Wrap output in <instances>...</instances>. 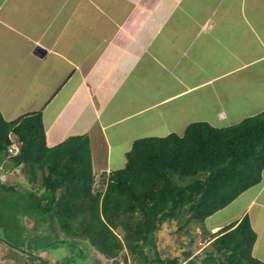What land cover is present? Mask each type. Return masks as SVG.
Segmentation results:
<instances>
[{"label": "crops", "instance_id": "0c3cea01", "mask_svg": "<svg viewBox=\"0 0 264 264\" xmlns=\"http://www.w3.org/2000/svg\"><path fill=\"white\" fill-rule=\"evenodd\" d=\"M204 93L210 109L225 98L226 127L264 111V0H0L2 118L40 111L48 147L86 136L94 172L123 168L138 128L175 134L172 103ZM245 215L264 262V170L205 219L203 247Z\"/></svg>", "mask_w": 264, "mask_h": 264}, {"label": "trees", "instance_id": "16d2710c", "mask_svg": "<svg viewBox=\"0 0 264 264\" xmlns=\"http://www.w3.org/2000/svg\"><path fill=\"white\" fill-rule=\"evenodd\" d=\"M10 136L19 143L15 156L7 152ZM125 157L124 167L101 173L94 189L95 172L86 136L48 147L40 111L12 121H5L0 114V165L4 172L21 167L29 186L38 183L28 196L34 201L31 208L41 217L36 227L28 230L18 217L3 218L1 207L7 203L0 198V231L9 235H0V240L19 254L22 250L35 258L37 253L31 250L56 246L45 242L46 236L54 233L48 229L49 223L66 236L58 238L60 245L78 247L83 242L106 259H114L125 249L136 264H152L151 260L155 264H264L252 256L256 235L247 215L212 235L209 248L201 255H194L188 247L182 261L178 256L162 259L155 247L156 233L171 222L176 224L180 242L182 236L189 235L193 243V225L204 229L207 217L260 183L264 111L228 127L194 122L181 136L170 133L136 139ZM14 189L0 181V192ZM11 203L15 207L17 200L11 199ZM40 221L47 224L42 226ZM151 250L152 259L148 255ZM35 259L50 263L49 256Z\"/></svg>", "mask_w": 264, "mask_h": 264}, {"label": "rangeland", "instance_id": "374dc122", "mask_svg": "<svg viewBox=\"0 0 264 264\" xmlns=\"http://www.w3.org/2000/svg\"><path fill=\"white\" fill-rule=\"evenodd\" d=\"M245 94L240 95V99L243 98ZM7 97V95H5ZM245 97V96H244ZM207 95L206 93L200 95L197 97V100L191 98L192 102H189V100L186 102L187 104L184 105L181 109V113L175 112L173 108L175 106L183 105L184 99H178V101H174L173 107H171L172 110L168 111L166 117L162 119L163 123L170 124L171 129L175 132V134L181 136L183 134L184 129L192 122L197 121H206L210 122L211 125L214 127H226V122L218 120L217 118H214V110H217L219 107V104H221L223 97L219 98L218 107H212L209 108V105L206 101ZM225 101V98L223 99ZM185 103V102H184ZM203 117V118H202ZM221 121V122H220ZM226 124V125H224ZM235 125V124H234ZM151 125H148L146 128H150ZM232 126V125H231ZM150 133H155L157 131V125L154 124V129L149 130ZM144 135L142 131V127L138 128L135 132H133V135L130 137L134 139L142 138ZM128 139V138H127ZM96 143V142H95ZM121 149H124L125 146H119ZM94 152H98V149L94 147ZM100 155H105V151L101 150L99 151ZM125 159V157H124ZM103 158L100 160L101 163ZM126 160V159H125ZM118 164V160L113 161L110 164V167H114V165ZM109 166V165H108ZM5 169L9 168V164H6ZM114 171L116 169L111 170ZM101 173L95 172L94 173V180H93V188L95 189L94 182L95 180L101 179ZM39 175V174H38ZM107 175V174H106ZM105 175V177H106ZM104 178V175H103ZM0 181L3 184L14 186V192H0V198H2V201L5 200L7 204H3L4 206L1 207V212L3 215V218L5 216L7 217H18V220H21L24 224V227L28 230L31 228L36 227L37 221L41 218L40 213H37L35 210L31 208V204L33 199H31V196L28 192L33 191V188L38 186L37 184H34V186H29L27 184L28 177L25 173L22 172L21 167L8 170L6 172L3 171L2 165H0ZM15 198L17 200V205L15 207L12 206L11 199ZM19 203V204H18ZM229 207L228 211H233L235 207ZM41 222V221H40ZM47 223L42 224V226H45ZM38 226V227H41ZM207 225V221L205 220L203 223V226ZM48 229L52 230V233L54 235H47L46 241L47 243H52L54 246L52 249L49 248V250L46 247L40 248L43 249L42 251H36L31 250L32 253H37L35 258L40 259H46L49 256L48 264H136L134 258L130 257L129 254L125 249H123L117 257L114 259H106L101 254L94 250H89L87 246L83 242H79L78 247H75V245L72 244H62L58 242V238L66 237L64 234L59 232V230L54 226V224H51L49 226L48 223ZM176 224L174 222L171 223H164L161 227V229L156 233L155 237V247L157 252L160 255V258H168L171 256H178L180 257L181 261L184 260L183 258V252L187 250L188 247H190L193 250V253L196 254H203V250L205 248L203 247L205 245V236H200L199 234H205L204 230H202L199 227H196L195 225L192 226L191 234H194L193 236V243L190 244V236L184 235L180 239L181 242L178 240L176 232ZM117 234H119V237H121L120 232L117 231ZM0 235L3 236V238H8L9 235L5 232L0 231ZM35 236V234H33ZM198 235V236H197ZM27 235L24 234L23 237H26ZM36 237H39L36 235ZM53 237V238H52ZM210 235H208V238ZM54 238H57L54 240ZM10 240V239H9ZM208 240V239H207ZM56 242V243H55ZM5 243V244H4ZM209 248V246L207 247ZM22 252V250H21ZM19 254V251L17 252L16 249H13L10 247V245L3 240H0V264H46L43 262H40L39 260L24 255V253ZM148 255H150L151 259L154 257V253L151 250ZM152 264H155L153 260ZM183 262H181L182 264Z\"/></svg>", "mask_w": 264, "mask_h": 264}, {"label": "built area", "instance_id": "2783aa9c", "mask_svg": "<svg viewBox=\"0 0 264 264\" xmlns=\"http://www.w3.org/2000/svg\"><path fill=\"white\" fill-rule=\"evenodd\" d=\"M10 139H11V143L7 148V152L10 156H15V155H17V153L19 151V143L14 141L11 136H10ZM98 184H99V179L95 180V182H94L95 188L98 187Z\"/></svg>", "mask_w": 264, "mask_h": 264}]
</instances>
